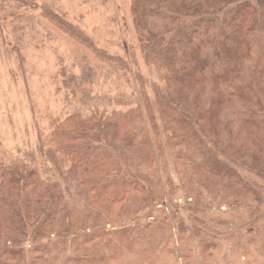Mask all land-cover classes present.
Returning <instances> with one entry per match:
<instances>
[{
  "label": "trees",
  "instance_id": "1",
  "mask_svg": "<svg viewBox=\"0 0 264 264\" xmlns=\"http://www.w3.org/2000/svg\"><path fill=\"white\" fill-rule=\"evenodd\" d=\"M38 3L0 0V7L11 4L31 10ZM41 11V17L56 22L86 47L98 68H73L78 74L70 83L80 96V108L74 105L49 114L46 128L35 126L37 151L56 172L53 186L40 173L39 163L23 172L16 166L5 168L0 161V264H55L67 249L74 255L62 264H94L83 248L108 233L88 225L100 226L102 220L120 223L135 202L136 212L145 208L151 201L153 178L143 167L151 170L185 151L192 155V172L187 176L207 192L204 204L262 203L264 0H131L136 46L150 71L146 78L126 42L121 43L122 54H109L68 23L55 0H45ZM0 12V18H12ZM58 74L63 75L62 70ZM132 83L138 86L137 97L128 88ZM126 92L131 95L126 97ZM149 94H154L153 103ZM30 107L38 113L33 103ZM43 114H35L36 120ZM137 141L143 146L131 157ZM144 154L147 160L142 159ZM63 182L69 193L64 189L63 193ZM29 190L40 199L29 198ZM71 200L84 201L92 213L68 210L65 203ZM205 210L202 207L201 212ZM251 224L252 217L242 223L248 227L244 232L253 233ZM7 232L12 233L8 238ZM20 233L29 234L35 247L29 248L28 259L16 238ZM42 241L57 244L59 253L42 255L45 249L38 247ZM203 244L204 252L212 249L208 242Z\"/></svg>",
  "mask_w": 264,
  "mask_h": 264
},
{
  "label": "rangeland",
  "instance_id": "2",
  "mask_svg": "<svg viewBox=\"0 0 264 264\" xmlns=\"http://www.w3.org/2000/svg\"><path fill=\"white\" fill-rule=\"evenodd\" d=\"M36 1L39 2L38 6L31 10L15 8L11 4V7L9 4L0 7L2 12L12 16L0 18V25H4L0 27V161L5 168L16 166L23 172H26L25 168L32 170L35 162L39 163L42 166L40 173L46 177L47 184L53 186L56 172L37 151L35 126L46 128V118L50 115L66 112L74 105L80 108V96L74 89L75 84L70 83L72 76L78 74L73 68L97 69L98 64L91 60L89 50L63 32L56 22L41 17L45 0ZM55 2L56 7L62 6L67 14V22L78 27L103 51L117 55L122 54V42L132 46L130 54L135 55L139 72L144 78L150 75L136 46L130 19L131 0ZM61 70L63 75L58 74ZM128 88L135 97L138 96L137 84L132 83ZM65 95L72 103L66 100ZM130 95L126 92V97ZM153 95L149 94L151 103ZM30 103L39 109L38 113L31 111ZM40 110L44 114L37 121L35 114L38 115ZM137 145L131 151V157L136 156L138 148L143 146L138 141ZM142 159L147 160V154ZM191 166L192 155L185 151L179 158L167 157L162 165L151 170L143 167L149 179L153 178L149 185L153 192L148 197L151 201L138 212L135 202L120 223L103 224L102 220L100 226L88 225V228L102 230L108 235L96 239L90 247L83 248L87 258L91 256L95 260L94 264H264V199L259 205L247 207L204 204L207 192L187 176L192 172ZM156 185L158 188L154 191ZM39 187L43 192L49 190L42 182ZM61 188L66 193L70 192L65 182ZM26 193L29 198L34 195V198L40 199L38 193L34 194L30 190ZM195 194L199 195L198 199L194 198ZM262 196L264 198V191ZM64 199L67 201L68 197ZM75 202H66V208H74L78 215L85 210L92 213L84 201L76 202L77 206ZM202 207L206 208L203 213ZM249 217H252L251 228L254 231L248 234L244 232L248 227L242 223ZM28 233L31 234V229ZM10 234L5 233V237L8 238ZM29 234L20 233L16 236L22 241L25 259L30 257L29 248H35L32 247ZM77 240L81 242V238ZM203 242H208L212 249L204 252ZM12 243L11 240L9 248L13 247ZM38 247L45 249L42 255L55 256L59 253L57 244L47 246L42 241ZM73 255L72 250L67 249L63 251V256L57 257L55 264L72 259ZM207 255L210 256L205 258Z\"/></svg>",
  "mask_w": 264,
  "mask_h": 264
}]
</instances>
